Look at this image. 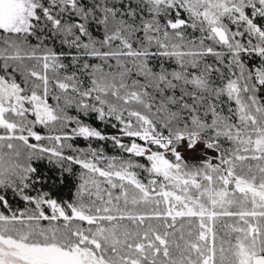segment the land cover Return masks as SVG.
<instances>
[{
	"label": "snow or ice",
	"instance_id": "obj_1",
	"mask_svg": "<svg viewBox=\"0 0 264 264\" xmlns=\"http://www.w3.org/2000/svg\"><path fill=\"white\" fill-rule=\"evenodd\" d=\"M261 93L264 0H0V264H264Z\"/></svg>",
	"mask_w": 264,
	"mask_h": 264
},
{
	"label": "trees",
	"instance_id": "obj_2",
	"mask_svg": "<svg viewBox=\"0 0 264 264\" xmlns=\"http://www.w3.org/2000/svg\"><path fill=\"white\" fill-rule=\"evenodd\" d=\"M191 33V29L188 30ZM194 36L199 37V33H193ZM211 59V58H209ZM258 65V59L255 62ZM261 96H264V93H261ZM51 103H54V101H50ZM70 114H75V110L74 109H70ZM89 123L93 124V126H97L99 127L102 131L105 132V134H116V130L111 128L110 126L106 127L103 124H100L98 121H96L94 118H90ZM37 131L41 132V134H47L46 131L42 128H40L39 126L37 127ZM33 143H35V141H32ZM124 142L127 143V138H124ZM44 143H47L46 141ZM74 144L76 147L79 148H86L88 147V142L84 141L81 138H77L74 141ZM92 146L96 149H103V154L105 156H120V155H126L124 153H122L119 149L115 148L112 144L111 141H97V140H93L92 141ZM201 159H190V160H186L188 161L189 164H198L200 162ZM141 163H146V161H144L143 159H140ZM34 164L36 166L39 167L40 171L43 172H48V166H47V162L46 161H40V162H34ZM76 171L77 173L80 171V169L78 168V166L76 167ZM140 171V170H138ZM49 174H52L51 172H49ZM139 178L142 180V182H144L145 184H147L148 179L150 178L148 176V174L146 172L140 171V175ZM74 184L75 181L72 177H68L66 180V184L65 186L62 188L61 190V198L63 199H70L71 197V191L74 190ZM8 200L10 202L11 208L13 211L17 210V209H22L25 207L24 203L22 201H20L18 198H14L11 193L9 192L8 194ZM0 212H4L5 214H9L8 209L5 208H0Z\"/></svg>",
	"mask_w": 264,
	"mask_h": 264
},
{
	"label": "rangeland",
	"instance_id": "obj_3",
	"mask_svg": "<svg viewBox=\"0 0 264 264\" xmlns=\"http://www.w3.org/2000/svg\"><path fill=\"white\" fill-rule=\"evenodd\" d=\"M202 147V146H201ZM209 155H214V153L210 152L208 153ZM184 158L185 160H190V159H202V155L199 153V151L195 153H189V152H184Z\"/></svg>",
	"mask_w": 264,
	"mask_h": 264
},
{
	"label": "flooded vegetation",
	"instance_id": "obj_4",
	"mask_svg": "<svg viewBox=\"0 0 264 264\" xmlns=\"http://www.w3.org/2000/svg\"><path fill=\"white\" fill-rule=\"evenodd\" d=\"M0 208H2V207H0Z\"/></svg>",
	"mask_w": 264,
	"mask_h": 264
}]
</instances>
